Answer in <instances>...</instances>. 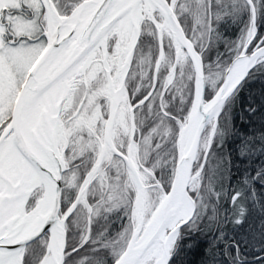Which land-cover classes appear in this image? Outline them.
I'll return each mask as SVG.
<instances>
[{
    "label": "snow or ice",
    "instance_id": "1",
    "mask_svg": "<svg viewBox=\"0 0 264 264\" xmlns=\"http://www.w3.org/2000/svg\"><path fill=\"white\" fill-rule=\"evenodd\" d=\"M256 72L264 0H0V264H177L205 223L210 264H264V163L223 152Z\"/></svg>",
    "mask_w": 264,
    "mask_h": 264
},
{
    "label": "trees",
    "instance_id": "2",
    "mask_svg": "<svg viewBox=\"0 0 264 264\" xmlns=\"http://www.w3.org/2000/svg\"><path fill=\"white\" fill-rule=\"evenodd\" d=\"M222 31H226V35L234 39V33L238 30L229 25ZM221 51H223L222 46ZM253 110L255 111L253 112ZM229 127L235 134L230 133L223 150L225 156L224 167L226 170L231 167V184L238 185L242 175L250 166L254 170L261 163H264V156H261L258 151L251 159L237 158L241 137L250 136L257 130H264V73H254L253 77L242 89L240 98L232 108V120ZM256 147L258 149L260 147L259 144ZM229 152L231 153L230 165L227 156ZM225 183L227 184L228 181L226 180ZM255 190L258 194V199L264 201V197L260 195L264 193V188L257 184ZM221 203L224 207L231 210L230 205L226 201L222 200ZM245 206L247 208V216L246 223L243 226V233L251 232L259 239L260 225L264 223V209L261 208L260 204L254 203L252 199H249ZM224 230L229 237L233 235L234 230L239 231V229H234V225L231 223L227 224ZM214 235H218L216 233V225H208L207 223L202 225L201 231L196 233L194 239L190 242L192 244L191 249L181 254L177 264H210L217 253V248L213 246L215 243L213 240ZM259 247V244H255L253 248L247 249L250 253L248 256L249 260H252L254 256L262 255L258 251Z\"/></svg>",
    "mask_w": 264,
    "mask_h": 264
}]
</instances>
